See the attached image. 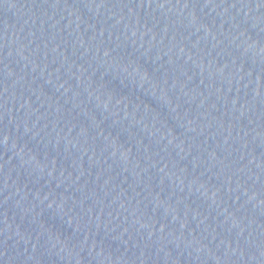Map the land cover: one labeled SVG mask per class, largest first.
<instances>
[{"label":"water","instance_id":"water-1","mask_svg":"<svg viewBox=\"0 0 264 264\" xmlns=\"http://www.w3.org/2000/svg\"><path fill=\"white\" fill-rule=\"evenodd\" d=\"M0 264H264V0H0Z\"/></svg>","mask_w":264,"mask_h":264}]
</instances>
